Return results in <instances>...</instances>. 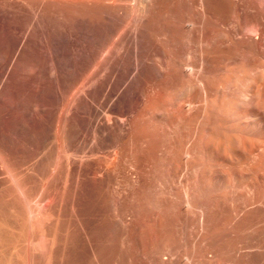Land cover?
<instances>
[{"label": "bare ground", "instance_id": "1", "mask_svg": "<svg viewBox=\"0 0 264 264\" xmlns=\"http://www.w3.org/2000/svg\"><path fill=\"white\" fill-rule=\"evenodd\" d=\"M88 218L124 264H264V0H0V264L70 227L114 264Z\"/></svg>", "mask_w": 264, "mask_h": 264}, {"label": "rangeland", "instance_id": "2", "mask_svg": "<svg viewBox=\"0 0 264 264\" xmlns=\"http://www.w3.org/2000/svg\"><path fill=\"white\" fill-rule=\"evenodd\" d=\"M77 82H78V83H76L77 86H76L75 84L73 85V86L77 87L76 89L73 88L74 90H77V89H78V85L80 86L79 81H77ZM74 83H75V82H74ZM74 90H73V92H75ZM70 92L72 93V89L70 90ZM70 92H69L68 94L71 95ZM95 104H96V105H99V104H97V102H96ZM96 105H95V106H96ZM97 107H98V106H97ZM103 107H104V106H103ZM105 107H106V108H105L104 110L106 111V110L108 109V107H107V106H105ZM101 110H103V109L101 108ZM105 111H103L102 113H104ZM49 143H50V142H49ZM48 146H49V145H47V147H46V146H45V147L42 146L41 148L39 147V148H38L39 150L36 148V149H34L36 153H32V154H30V155H32L33 157H34L35 154L39 155V156L34 157V158H36V161H37V160H41V161L43 162L44 160H42V156H41V154L43 155V154L45 153V151L47 150ZM43 148H45V149H43ZM41 150H43V151L40 153ZM37 152H39V154H38ZM30 155H29V157H30ZM35 156H36V155H35ZM40 156H41V157H40ZM33 157H31V158H29V159H34ZM39 157H40V158H39ZM27 159H28V157H27ZM29 161H30V160H29ZM33 161L35 162V159H34ZM33 161H30V165H31V163H32ZM27 162H28V160H27ZM42 162H40L42 165L39 164V168L42 167L43 165H44V166L46 165V164H44L45 161H44L43 163H42ZM45 163H46V162H45ZM27 165L29 166V162H28V164H26V166H27ZM37 166H38V165H37ZM67 198H68V196H67ZM101 207H102V205H101ZM100 209H101V208H100ZM101 210H102V209H101ZM107 211H109V210H106L105 212H107ZM111 211H112V214H113V213H114V212H113L114 210L111 209ZM111 211H110V213H111ZM105 212H104V210L101 211V213H102V217L104 216L103 213H105ZM108 213H109V212H108ZM105 214H107V213H105ZM89 219H90V218H88V220H89ZM101 220H102V221H101ZM101 220H100L101 222H105V221H104V218L101 219ZM105 220H106V219H105ZM86 221H87V220H86ZM86 221L84 222V223H86V225H84V226L87 227V228L84 227L86 230L83 229L84 231L82 230L81 235L84 234V236H88V237L86 238L87 240L85 239L84 242H85V241H86V242H87V241L90 242V240H89L90 238H89V237H91V235H92V239H93V237L96 238V237H95L96 234H95V233L93 234V232H95V231H93V230L90 228L91 225H92L94 222H92L91 219H90L88 222H86ZM100 221H99V222H100ZM106 221H107V220H106ZM99 222H98V223H99ZM101 222L99 223L100 225H98L97 223H96L97 226H96V224H95V225H92V226H94L95 230H96V227L98 228V227H100V226L102 225ZM108 222H109V221H108ZM89 223H91V224H89ZM105 224H106V227H107L108 225H111V226H108L107 228L104 227V228H106L107 230H106V229L104 230V228L102 229V232H101L102 234L105 233V231H106V233H105L104 235H102V234L100 233L101 230L98 228V229L100 230L99 233L101 234V236H103V239H101L100 241H98V240H99L100 238H102V237H99L100 234L98 233V231H97L98 229H97V230H96V233H97V236H98L99 238L97 237L98 240L95 239V240H93V241H96V240H97V241L100 242L101 244H102V242H103L102 240H104L105 242L107 241V242L105 243V245H104V243L102 244L103 246H106L107 248H108V247H111V246H110V245H112V244L110 243L111 240H112V243L115 241L116 243L114 242L115 245H114V243H113L111 249H112V252H113L112 255H113L114 257L116 256L115 258L118 259V260H116L114 257H112L113 260L115 259V260L113 261V263L116 264V263L118 262L117 264H124L123 259L120 257V256H121V255H120V254H121V252H120L121 250H120V249H121V235H122V230L120 229V227H117V226L115 227V225H112V222H110V224H109V223L107 224V222H106V223H104L101 227H103ZM88 226H89L90 230H92L93 232H91L90 230H89L90 232L88 231V229H89ZM95 226H96V227H95ZM92 228H93V227H92ZM69 230H70L71 232H73L74 234H73V233L70 234L71 232H70ZM72 230H73V229H71V227L67 230V234H69V236H70V237H69V236H67V237H68V240L70 239V241H68L67 238H66V240H67L66 244L69 243V245L67 246V248H71V250H70V249H69V250L72 251V253L70 254V251L68 252V250H67L66 247H65V249H66V253H65V254L69 253L70 256H71V257L73 256V257H72V259H71V257H70V258L68 257L69 254H68V256L65 255V261H66L67 259H69V260H68L69 262H68V261H66V262H68V263L71 262L70 264H75V263L78 264V262L80 263L81 260L79 259V257H75V256H78V255H77V253H78V252H77V248H78V247L76 248V245H77V244H74V247H75V248L72 247V246H73V243H76L77 238L75 239V236L77 237L78 234H76V231H75V230H73V231H72ZM103 230H104V232H103ZM108 230H110V231H108ZM113 230H114V231H113ZM68 231H69V232H68ZM74 231H75V232H74ZM85 231H86V233H84ZM107 232H108V234H107ZM88 233H89V234L92 233V234L89 235ZM87 234H88V235H87ZM74 235H75V236H74ZM93 235H95V236H93ZM105 235H106V236H105ZM71 236H72V237L74 236V237L72 238ZM84 236L82 235L83 239H84ZM104 236H105V237H104ZM88 238H89V239H88ZM104 238H106L107 240L104 239ZM72 239H73V240L75 239V240L72 242V241H71ZM119 240H120V241H119ZM118 241H119V242H118ZM71 242H72V244H70ZM89 242H88V243H89ZM100 243H99V244H100ZM107 243H108V245H106ZM109 243H110V245H109ZM101 244H100V246H101ZM117 245H118V248L113 249V248H114L115 246H117ZM69 246H70V247H69ZM86 246H87V244L85 245V248H86V249L84 248L85 252H83V254L86 253V254L83 255V256H86V257H85V258H86V261H85V258H83V259H84V261H85L86 263L88 262V264H91V262H90V260H89L90 258H87L88 255H89L91 252H90V250H89V248H88L89 245H88V247H86ZM103 246H101V247H103ZM106 247H103V248H106ZM73 249H74V250L76 249V250L74 251ZM87 249H88L89 251H88ZM117 249H119V250H118V253H116V252L114 253L113 250H116V251H117ZM86 250H87V251H86ZM73 251H74V252H73ZM64 252H65V250H64ZM75 252H77V253H75ZM87 253H88V255H87ZM73 254H74V255H73ZM115 254H116V255H115ZM66 257H67V258H66ZM74 257H75L74 260H76V259L78 258V259L76 260V262L73 260ZM120 258H121V259H120ZM81 259H82V258H81ZM83 259H82V262H83ZM87 259H88L89 261H88ZM70 260H71V261H70ZM72 260H73V263H72ZM119 261H122V262L119 263ZM66 262H65V263H66ZM74 262H75V263H74ZM82 262H81V263H82ZM89 262H90V263H89ZM68 263H66V264H68ZM86 263H85V264H86ZM82 264H84V262H83Z\"/></svg>", "mask_w": 264, "mask_h": 264}]
</instances>
